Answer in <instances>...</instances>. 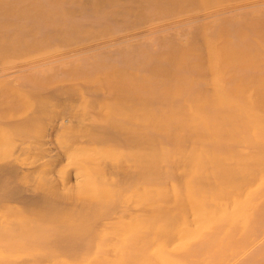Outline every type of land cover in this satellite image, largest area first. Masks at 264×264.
<instances>
[{
  "label": "bare ground",
  "instance_id": "bare-ground-1",
  "mask_svg": "<svg viewBox=\"0 0 264 264\" xmlns=\"http://www.w3.org/2000/svg\"><path fill=\"white\" fill-rule=\"evenodd\" d=\"M220 1L0 0V264L80 262L89 248L101 264H109L100 257L106 251L123 255L110 264H156L143 250L160 237L188 245L157 264H264V192L244 205L235 229L220 226L224 217L215 229L192 231L170 221L209 217L220 203L156 188L160 196L138 198L155 211L147 222L88 240L91 217L102 213L97 204L108 199L112 213L136 177L129 161L144 179L170 180L154 170L175 163L167 151L180 148L179 138L188 146L193 122L256 118L255 104L264 103V1ZM245 134L228 149L240 155V179L264 161V129ZM220 138L207 148L224 152ZM120 232L129 244L118 248L129 251L106 250Z\"/></svg>",
  "mask_w": 264,
  "mask_h": 264
},
{
  "label": "rangeland",
  "instance_id": "rangeland-1",
  "mask_svg": "<svg viewBox=\"0 0 264 264\" xmlns=\"http://www.w3.org/2000/svg\"><path fill=\"white\" fill-rule=\"evenodd\" d=\"M222 1L224 4L221 1L218 3V5L220 7H228V6L229 7H235V6L236 7H241V6L244 7V5H245V7L246 6L250 7L252 4H253V6H254V4H255V6H257L258 2H259L258 0H245V1L244 0H229L230 2L228 0H222ZM226 1H228V2L225 3ZM250 1L251 2L254 1V2L251 3ZM260 1H264V0H260ZM242 85H246V84L242 83ZM255 105H257V106L254 109L255 111L253 110V113H254V115L256 114V118L252 115L250 117V119H245L242 121L231 122V123H220V122H200L199 123V122H193L191 133L186 135L187 137H185V138H189L188 139L189 142L187 143L188 146L182 145L184 140H183V138H179V139H176L175 141L178 144L177 146H179L180 148L173 149L172 151H169V149H168V151H167L169 156L171 157V159L175 160V163L171 167L162 166V167L155 168V170H154V171L157 170L156 172H158V171L162 172L164 170H167L170 173V176H172V179H170V180L157 181L156 179H144V177L140 174V173H143V169L142 168H141V170L138 169L137 167H135L134 162L129 161L128 164H131V165L133 164V166H131V168L135 169L137 171L136 177L134 179H132L130 182H127L125 190L121 193L122 198L120 200H118L117 208H115L112 213H110V214L107 213V211L105 209L106 205L109 204L107 202L108 199L104 198L101 200V202H99L97 204L99 206V208L102 210V213H95L93 215V217H91V220L89 221L88 240L90 242H92L94 239H96V237L101 238L102 236H106L109 229L124 228V226H126L127 224H130V223H133L136 219L137 220L141 219V220L147 222V220L150 219V215L155 213V211L154 212L148 211V210L146 211V208H144L142 206V204L138 201V198L140 196H144V195L153 196V197L160 196V193L158 195L156 188H160L162 190L163 195H167L169 198H172V195L174 194V192H176L180 196V198H184L186 196V193L190 190V193L193 196L201 197V198L211 197L220 203V206H218V207L215 206L212 208L211 214L215 217H213L210 214L209 217L205 216V217L201 218L202 217L201 216L200 218H198L197 216H194V215H191L190 213H188V214H186L187 217L185 219H182L179 217V215H177L173 218L172 221H170L171 224L174 225V227L180 226V227H184L185 229L192 230V231L199 230L201 228H206L208 230H211L213 228L215 229V226L218 225V222H220L221 220L223 221V219H225L224 217H227L226 220L229 217V219L227 221L225 220L226 224L224 225V224H221V222H220V224H221L220 226H223L225 229H229V227H230V229H231L235 223L236 226L234 225V227H233V229H235L239 223L241 215L244 212V208L246 207L244 205L250 204V202H252V200L255 198V197L253 198L254 195L256 196L257 194H261L262 192H264V190H262V188L264 189V182H263L264 181V173L261 172V169L264 168V165H263L264 161L260 162V160H259V162H258V160H257V162H256V163H258L257 166L254 164L255 168H256L255 169L256 171L254 170L255 173L254 172L251 173V171H253V169H249L248 172L246 170V172L249 174V176L251 174H253V177L247 176L248 178H245V177L242 178V176L239 174L241 176V179H242L241 180L239 176H238L239 178L235 177V173L238 174L237 173L238 171L241 173L240 168H242V166L237 164V161L240 158L239 157L240 155H237L234 152L228 151L229 147L232 144L236 143L238 137H239V139H242V140L247 138L248 134L246 135L245 134L246 132H248L251 135H254V133L261 132L264 129V103H262V104L257 103ZM222 132H226L224 135V138L223 137L220 138ZM218 138H220L221 140L224 141L225 151L224 152L219 151L218 153H214L209 148H207V143L211 140H216ZM261 139L264 140V137ZM263 146H264V143H263ZM261 148H262V146H261ZM181 149L183 152H181ZM232 150H233V148H232ZM259 152L261 153L262 151L260 150ZM260 153H258V154H260ZM260 157H262V159L264 158V151L260 155ZM118 158H120V159L124 158V155L118 153ZM225 162H232V163H229V166H230L229 168L226 167L227 165L225 166V164H226ZM259 163H263V164L259 165ZM258 165H259V167L261 165L263 166V167L262 166L260 167L261 168L260 171H259V168H257ZM238 166H241V167L238 168ZM253 166H252V168H254ZM152 169H154V168H151L150 170H152ZM237 169H238V171H236ZM154 171L152 170V172H154ZM224 174H226V175H224ZM248 174H245V175H248ZM261 175H262V178H261ZM115 180H116V178H115V176H113V181L115 182ZM244 180H245V182L246 181H248V182L245 183ZM240 181L243 182V184H241ZM244 184H246L245 185L246 187L244 186ZM241 186H242V188L244 186V188L242 189ZM114 188H115V184L111 186L110 190H114ZM226 190H228V191L226 192ZM238 190H241V192L243 194L242 195H241V193L238 194V192H240ZM259 190H261V191H259ZM228 192H229V194H226ZM223 195L225 197L227 195V197L225 198ZM228 195H229V197H228ZM259 197H261V196L259 195ZM219 198H221V200H219ZM222 198H225V199H222ZM234 198H236L237 201ZM249 198L251 200L245 202V199L248 200ZM198 199H200V198H198ZM232 199H234V200L232 201ZM82 200L83 201L80 202V205H82V206L88 204V202H89L85 198H82ZM240 200H242V201H240ZM241 202H243V203L245 202V204H243ZM239 203H240V205H239ZM233 207H236V208H234V211H233ZM239 207H240V209H239ZM227 208L229 209L230 212L227 211ZM216 211H217V213H216ZM220 213H222V214H220ZM221 215H223V216H221ZM236 221L238 222L237 224H236ZM218 228H219V226H218ZM216 229H217V227H216ZM114 234H112V235H114V236H112L113 237L112 242L109 241V245H106L107 248L105 246H103L101 249V252L104 248H106V250H108V248H111L112 251L114 249V252H115L118 248L117 243L118 244L121 242L128 243V240L126 239V236H127L126 233L120 232V233H114ZM147 234H145L144 236H147ZM149 235L150 236L154 235V236H151V238L149 237L150 240L152 239V241H154L156 239L155 237H157V239H159V236L156 234L150 233ZM132 237L135 238V236H131V237L128 236V239H130ZM117 238L119 239V241L117 240ZM133 239H130V241ZM113 241H114V243H113ZM115 241H117V242H115ZM150 242H148V245ZM159 242H161V244H159ZM115 243H116V245H115ZM154 243L153 244L151 243L152 246L147 245L146 246L147 248H145L143 251L148 252L150 254L149 257L153 255L152 257L156 258L153 261L158 260L159 262H157V263H161L163 261V259H165V261L167 260L168 263L170 261H173L174 260L173 255H171V254H175L174 253L175 250H176V253L178 251H180L182 246H183L184 250L187 249L186 247L188 245V243L182 242L180 246H178V247L176 246L174 248V246H171L169 243H167L166 240L164 241V239H162L161 237L159 240H156L155 245H154ZM125 245H127V244H125ZM115 247H116V249H115ZM125 247L126 246H124L123 249H126L127 251H129L128 250L129 248L127 247L128 248L127 249ZM160 248H161V250H160ZM119 249L122 250L121 252L123 253L122 246L121 247L119 246L118 250ZM64 250H66V249H64ZM126 250H124V251H126ZM154 250H155V252H154ZM71 251H75V250H71ZM181 251H183V250H181ZM94 252L96 253V251L91 249V248L86 250V253H87L89 259L87 258L84 260H80V262L78 261V259L75 260L74 258H71V257L69 258L68 256H66L63 259V260H65V261H63V263L64 264H101L102 259L99 258L100 260H97L98 256H99L97 254H99V253L95 254ZM108 252L109 251H106L107 255H106V253L102 254L103 253L102 252L101 253L102 255H100V257L105 255L106 259L108 258L109 264H110L111 258H113V262H115L116 258H114V255L119 256V258H121V256H122V258H123V255H120L119 251H116V253L119 252L118 255H116V253L113 254L110 252V254H112L111 256H108V255H110V254H108ZM146 252H145V255H147ZM170 252H172V253H170ZM95 258H96V260H95ZM102 258H104V257H102ZM109 258H110V260H109ZM90 259H91V261H90ZM92 260H95V261H92ZM117 260H120V259H117ZM117 260H116V262L118 263ZM151 260H152V258H151ZM153 261H152V263H154ZM112 264H116V263H112Z\"/></svg>",
  "mask_w": 264,
  "mask_h": 264
}]
</instances>
